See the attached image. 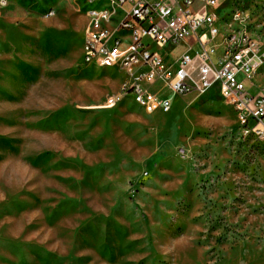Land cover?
I'll list each match as a JSON object with an SVG mask.
<instances>
[{
  "label": "rangeland",
  "instance_id": "1",
  "mask_svg": "<svg viewBox=\"0 0 264 264\" xmlns=\"http://www.w3.org/2000/svg\"><path fill=\"white\" fill-rule=\"evenodd\" d=\"M16 2L0 18V264H264V143L227 101L96 109L124 73L81 63L93 6ZM219 13L216 43L236 30L264 50V0ZM249 87L264 95V60Z\"/></svg>",
  "mask_w": 264,
  "mask_h": 264
},
{
  "label": "built area",
  "instance_id": "2",
  "mask_svg": "<svg viewBox=\"0 0 264 264\" xmlns=\"http://www.w3.org/2000/svg\"><path fill=\"white\" fill-rule=\"evenodd\" d=\"M229 1L109 0V13L90 12L89 8L82 63L124 73L118 93L95 108L111 110L131 96L132 102L144 105L147 115L167 113L172 97L216 90L235 110L239 134L264 142V95L252 94L249 87L263 63L264 50L257 52L256 43L236 30L223 34L216 43L222 35L219 11ZM86 2L90 5L97 0ZM6 6L7 0H0V18ZM118 10L124 15L112 26V14ZM240 17L238 10L231 21ZM231 25L226 23L227 29ZM189 39L194 42L171 61L166 59L168 52H159Z\"/></svg>",
  "mask_w": 264,
  "mask_h": 264
},
{
  "label": "crops",
  "instance_id": "3",
  "mask_svg": "<svg viewBox=\"0 0 264 264\" xmlns=\"http://www.w3.org/2000/svg\"><path fill=\"white\" fill-rule=\"evenodd\" d=\"M65 1H67V0H65ZM73 2H74V4H75V6L77 7V9L78 10H84L85 11V8H84V4H86V0H81L82 1V9H79L78 8V5H77V3L75 2V0H72ZM57 2H58V0H57ZM56 2V3H57ZM15 3H17L16 2V0H7V6H6V8H5V10H4V12L3 13H5V15L7 14V13H9V12H11L12 10V8L15 6ZM18 4V3H17ZM107 4L109 5V0H97V2H94L93 4L92 3H90V6H93V7H90V10H94V9H97V10H100V9H107L108 11H109V8L108 7H106L107 6ZM50 6H56V4L55 5H50ZM49 6V7H50ZM95 6V7H94ZM47 9V8H46ZM43 10H45V9H42V10H38V11H43ZM124 11L123 10H118L117 11V14H112V21H113V19H114V17H115V19H114V21L111 23V25L112 26H116V24L117 23H119V21L122 19V17H123V15H124V13H123ZM86 13H88V9L85 11V17H86ZM86 19H87V17H86ZM87 23H88V20H87ZM87 25V24H86ZM86 28V27H85ZM83 40H84V38H83ZM194 42V40L193 39H189L188 40V42L187 43H184V42H182V43H180L178 46H176V47H179L180 49H182V53L186 50V48H187V44L189 43V44H192ZM82 44H83V42H82ZM172 49H169V51H171ZM182 53H180L179 55H181ZM81 55H82V46H81ZM178 55V56H179ZM178 56H176V57H178ZM107 70H112V69H107ZM253 91V90H252ZM211 93H217V91L216 90H211L210 91ZM139 108V107H138ZM140 109V108H139Z\"/></svg>",
  "mask_w": 264,
  "mask_h": 264
},
{
  "label": "bare ground",
  "instance_id": "4",
  "mask_svg": "<svg viewBox=\"0 0 264 264\" xmlns=\"http://www.w3.org/2000/svg\"><path fill=\"white\" fill-rule=\"evenodd\" d=\"M90 3H94V2H90ZM90 12H102V13H109V11L107 9H100V10H97V9H94V10H90ZM227 101V100H226Z\"/></svg>",
  "mask_w": 264,
  "mask_h": 264
},
{
  "label": "trees",
  "instance_id": "5",
  "mask_svg": "<svg viewBox=\"0 0 264 264\" xmlns=\"http://www.w3.org/2000/svg\"><path fill=\"white\" fill-rule=\"evenodd\" d=\"M81 63H82V60H81ZM82 64H83V63H82ZM83 65H84V64H83ZM85 66H86V65H85ZM101 70H103V69H101ZM121 104H122V103H121ZM121 104H120V105H121ZM114 109H115V108H114ZM111 110H112V109H111ZM105 111H106V110H105ZM233 113H234V112H233ZM234 116H235V115H234ZM257 142H258V141H257ZM262 143H264V142H262Z\"/></svg>",
  "mask_w": 264,
  "mask_h": 264
}]
</instances>
